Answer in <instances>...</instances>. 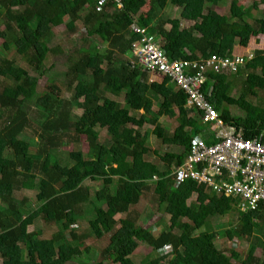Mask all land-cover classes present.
Masks as SVG:
<instances>
[{
    "label": "trees",
    "instance_id": "1",
    "mask_svg": "<svg viewBox=\"0 0 264 264\" xmlns=\"http://www.w3.org/2000/svg\"><path fill=\"white\" fill-rule=\"evenodd\" d=\"M97 1L0 0V264H85L95 256L94 264H132L127 255L141 243L158 256H146L140 264H264L263 203L252 212L235 209V226L224 233L251 240L243 254L231 250L225 255L213 248L215 233L202 232L205 220L231 211L232 200L191 180L173 187L171 168L182 164L192 137L205 127L188 116L185 96L174 84L166 78L148 82L147 72L129 63L136 40L133 24L146 29L169 60H197L211 54L229 56L235 44L245 47L251 35L260 33L264 18L245 20L247 9L239 8L237 0H229L227 14L212 7L223 0H107L100 7ZM167 2L181 8L179 19L157 16ZM146 3L154 10L148 16L141 12ZM59 27L65 49L62 43L52 45ZM92 41L96 45H90ZM263 54L253 51L232 75L233 82L243 75L248 87L261 91ZM54 58L65 62L68 99L37 90L38 78L54 67ZM210 78V94L206 83L202 91L223 124L233 126L242 138L264 128V108L258 113L246 106L245 93L230 96L233 83L226 76ZM156 98L160 101L153 109ZM73 106L80 109L75 119ZM229 106L244 115H232ZM163 115L175 120L170 134L158 122ZM101 122L105 136L99 141L93 129ZM143 125L151 126L162 144L178 149L159 157L161 169L146 159L144 136L133 142ZM80 136L89 153L72 149L69 163L61 164L54 152L77 146ZM86 180L100 182L99 188L83 185ZM36 183L39 205L30 209L21 192ZM142 193H148L153 210L168 215L167 227L156 236L131 216L130 208ZM193 194L194 201L188 203ZM81 208L89 215L87 233L76 225ZM65 223L74 225L62 230ZM104 236L107 243L94 253L92 244ZM164 245L171 247L167 262L160 254Z\"/></svg>",
    "mask_w": 264,
    "mask_h": 264
},
{
    "label": "built area",
    "instance_id": "2",
    "mask_svg": "<svg viewBox=\"0 0 264 264\" xmlns=\"http://www.w3.org/2000/svg\"><path fill=\"white\" fill-rule=\"evenodd\" d=\"M105 1L98 0L97 7ZM131 30L136 40L131 45L129 63L145 70L148 77L168 79L184 94L185 107L197 112L204 127L215 130L212 143L207 142L204 132L192 137L182 164L171 168L172 186L187 180L206 184L216 195L232 200L237 211H255L260 203L264 204V128L251 138H242L233 127H223L202 91L204 83H211V74L235 73L245 62L244 57L231 53L197 60H169L146 29L133 24ZM206 90L211 91L209 87ZM170 253L169 245L160 249L161 255Z\"/></svg>",
    "mask_w": 264,
    "mask_h": 264
},
{
    "label": "rangeland",
    "instance_id": "3",
    "mask_svg": "<svg viewBox=\"0 0 264 264\" xmlns=\"http://www.w3.org/2000/svg\"><path fill=\"white\" fill-rule=\"evenodd\" d=\"M256 2V7H252V2ZM228 2L229 0H223L220 1L218 4L215 5L214 9L218 11L219 13H224L227 14V7H228ZM237 5L241 9H247V14L245 15V20L249 21L252 17H264V0H237ZM144 10L146 11H151L149 5H145ZM173 10L170 9L169 6H167V9H165L164 12H162V17L164 16H169L173 15ZM62 32V27H59L55 29V35H54V40L52 42V45H55V43H62L61 46L64 47V49L67 47V43L62 42V37H61ZM72 40H75V38H72ZM256 41H258L259 44L257 47H263V35L260 37L258 36L255 38ZM1 43L2 41L0 40V53H4L1 48ZM90 45H96L94 41ZM254 45V46H255ZM98 46H96L97 48ZM234 47V48H233ZM232 50L236 53H241V50L238 49L237 45H233ZM66 51V50H65ZM69 51V50H68ZM70 52L66 53L69 54ZM252 54V53H251ZM250 53H243L242 55L246 57L247 55H250ZM54 67L48 71H46L43 75H41L38 78L37 81V90L39 93H51L54 96L62 97L65 99H68L71 95V91H67L65 89V78H64V66L65 62L63 61V58L53 59ZM47 66L50 64V60L46 62ZM23 66V65H22ZM256 75H259V72L255 73ZM151 80H160L159 78H152L150 75L148 79ZM226 80L232 82L233 84L231 85V90H230V96L233 98H238L240 95H244L243 99L244 102H246V106H253L255 108L256 112H261L264 108V87L260 91L256 87L249 85V87L246 85V82L244 80V76L242 77H237L235 78L233 82V77L230 75L229 77L226 78ZM57 87L58 92L54 91L55 88L54 86ZM107 97L112 98L117 101H121V98L119 97H112L109 94H105ZM160 99L156 98V100H152V106L153 109L157 107ZM189 114L195 115L192 109L187 110ZM228 111L232 115H236L239 117H242L244 115L243 110L235 107V106H229ZM139 111L138 113H140ZM71 118L75 119L79 114H80V109L76 108L73 106V108L70 111ZM1 123V121H0ZM159 124L166 130L167 133H171L174 127L176 126L175 120L174 119H168L165 117H160L159 118ZM151 129L152 127L149 125H143L140 129L136 130L134 135H133V142L140 141L141 138L144 136V146L148 149V155L146 157L147 160L155 164L157 167L160 169L162 168V162L160 161L159 157L166 152H177L178 149L175 146L171 145H164L162 144L158 139H156L152 134H151ZM96 131L98 135V140L102 141L105 136V128H104V123L101 122L100 124L96 125L93 129ZM36 139L34 140V143H36ZM31 142V140H30ZM72 149H77L79 150L83 155L86 153H89L87 143L84 139L83 136L79 137V141L77 146L74 145H68L64 147L61 150H57L54 152L55 158L61 163V164H68L69 163V158L67 153L71 151ZM153 151L156 152V155H153ZM38 183V182H37ZM36 186L33 187L32 189L28 190H23L21 192V197H26L30 203V209H36L39 205V202L36 201V193L39 191L38 187ZM83 185L90 187L93 190H96L100 186V182H92L89 180H86L83 182ZM195 199V195L193 194L189 199L188 203L193 202ZM85 206V205H84ZM151 202L148 193H142L141 197L138 201L137 204H135L132 208H130V212H134V215L132 214L131 216L134 217L135 223L137 225H140L146 229H149V232L151 235L156 236L159 232L164 230L167 225H168V215H166L162 210L155 211L153 208L150 207ZM86 207V206H85ZM87 208V207H86ZM81 220L76 222V225H80L84 229V233L88 232V228L86 227V221L89 217L87 212H83V208H81ZM235 208L233 207L231 211H229L224 217H217V218H209L205 220L203 224V233H215V237L212 240V245L213 248L220 250L225 253V255H228L231 250H234L235 252L238 253H244L249 244L251 243V240L249 239H244L240 238L236 235L232 236L231 238H228L227 236L224 235L225 231L227 229L234 228L235 224ZM119 215H114L112 218L114 220H118ZM38 226L41 225L40 221L36 223ZM37 225L30 226L28 228V231H32ZM73 223H65L61 226L62 230H65L68 227H73ZM118 225L115 226L117 228ZM53 229V228H52ZM54 230V229H53ZM53 230H50L47 232V234H50ZM174 231V230H173ZM107 236H104L100 240L95 241L92 244V251L94 253L98 252V250L101 247H104L105 244L107 243ZM148 256L149 258H154L158 256V253L152 252L150 248L141 243L138 245V247L133 251V253L127 255V258L130 260L132 264H140L141 260ZM258 256L260 257V254L258 253ZM172 258V255L163 260V262H167ZM96 260L95 257H90L88 262L85 264H94V261ZM1 263V259H0ZM106 264H112L110 261H105ZM13 264V263H10ZM77 264V263H73Z\"/></svg>",
    "mask_w": 264,
    "mask_h": 264
},
{
    "label": "crops",
    "instance_id": "4",
    "mask_svg": "<svg viewBox=\"0 0 264 264\" xmlns=\"http://www.w3.org/2000/svg\"><path fill=\"white\" fill-rule=\"evenodd\" d=\"M147 4V3H146ZM145 4V5H146ZM145 5L142 7V9H141V12L145 15V16H148L149 14H151V13H153L154 12V10H153V8H151L150 7V9H151V11H146V10H144V7H145ZM148 5V4H147ZM167 6H169L170 7V9L171 10H173V15H171V17H167V16H164V17H162V12H164L165 11V9H167ZM118 7H120L119 5H118ZM213 8L215 7V5L214 6H212ZM180 12H181V8H177V7H174L173 5H171L169 2H167L166 3V5L164 6V8L162 9V10H160V11H158V13H157V16L158 17H162V18H169V19H179V15H180ZM262 18H264V17H262ZM261 35H263V44H264V25H261L260 26V33L259 34H257V35H255V36H253V35H251V37H249L248 38V40H247V43H246V46L245 47H242V46H239V45H237V44H235V45H237L238 46V49L239 50H241V52H242V54L243 53H253V51H261V52H263L264 53V48L263 47H257V45H255L256 43L257 44H259L258 43V41H256L255 40V38H257L258 36L260 37ZM97 43V42H96ZM255 45V46H254ZM97 46L98 47H100L101 45L100 44H97ZM234 48V47H233ZM232 54H235V55H242L241 53H235L233 50H232V52H231ZM252 55V54H251ZM243 56V55H242ZM263 56H264V54H263ZM244 57V56H243ZM251 57L250 55H247L246 57H244V59L245 60H247V59H249V58ZM247 58V59H246ZM241 67V66H240ZM239 67V68H240ZM238 68V69H239ZM234 74V73H233ZM233 74H222V75H224V76H226V77H229L230 75H233ZM214 75V74H213ZM216 75V74H215ZM155 81V80H154ZM157 81H159V80H157ZM210 84H212V81H211V83ZM209 83L207 84V86L212 90V85H210ZM172 87H173V89L175 90V89H177L175 86H173L172 85ZM208 87H207V89H208ZM207 91V93H206V95L208 96L210 93H208V90H206ZM211 92V91H210ZM204 94V93H203ZM109 98V97H108ZM110 99H112V98H110ZM207 99V98H206ZM184 108L186 109V110H188V109H192V108H187V107H185V103H184ZM193 110V112H194V114L195 115H191V114H189L188 113V116L189 117H195V119L198 121V123L200 124V125H202L200 122H199V120H198V115H197V112L194 110V109H192ZM139 111H141V110H139ZM138 111V112H139ZM172 111H173V113L174 114H177V111H176V109L174 108V107H172ZM188 112V111H187ZM140 113H142V111L140 112ZM160 117H165V118H168V119H171L170 117H167V116H160ZM159 117V118H160ZM219 117V116H218ZM159 118H158V122H159ZM172 119H174V118H172ZM220 119V118H219ZM221 120V119H220ZM221 123H222V125H223V127H228L227 125H225V124H223V122H222V120H221ZM203 126V125H202ZM230 127H233V126H230ZM234 128V127H233ZM235 129V128H234ZM201 132H204V134H205V138H206V140H207V142L208 143H212V142H214L215 141V130H213V129H209L208 127H205L204 128V130L202 131H200V133ZM200 133H198V134H200Z\"/></svg>",
    "mask_w": 264,
    "mask_h": 264
},
{
    "label": "clouds",
    "instance_id": "5",
    "mask_svg": "<svg viewBox=\"0 0 264 264\" xmlns=\"http://www.w3.org/2000/svg\"><path fill=\"white\" fill-rule=\"evenodd\" d=\"M175 86V85H174ZM176 87V86H175ZM179 90V89H178ZM180 91V90H179Z\"/></svg>",
    "mask_w": 264,
    "mask_h": 264
}]
</instances>
